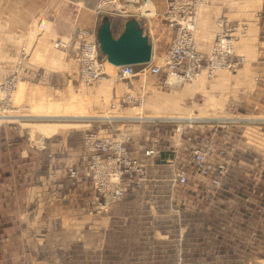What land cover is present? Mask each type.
<instances>
[{
  "label": "rangeland",
  "instance_id": "rangeland-1",
  "mask_svg": "<svg viewBox=\"0 0 264 264\" xmlns=\"http://www.w3.org/2000/svg\"><path fill=\"white\" fill-rule=\"evenodd\" d=\"M101 1L0 0V264H264V60H250L264 59V0H247L253 27L234 70L231 60L210 69L206 58L225 28L218 17L198 34L209 0L195 31L198 77L152 76L137 65L134 77L114 81L108 66L88 83L76 60L81 44L98 42L105 21L117 38L145 8L116 14ZM143 14L159 61L174 31L155 8ZM90 133L126 140L142 167L131 178L139 188L127 182L125 198L102 211L92 203ZM196 147L226 166L216 190L192 177L175 183ZM151 148L158 156H143Z\"/></svg>",
  "mask_w": 264,
  "mask_h": 264
},
{
  "label": "built area",
  "instance_id": "built-area-1",
  "mask_svg": "<svg viewBox=\"0 0 264 264\" xmlns=\"http://www.w3.org/2000/svg\"><path fill=\"white\" fill-rule=\"evenodd\" d=\"M148 0H102L99 8H114L110 12L116 14L123 13L124 8L128 6H137L140 10L141 5H145ZM150 1V0H149ZM119 4V7L116 4ZM209 3V0H165V9L162 13L163 20L168 27L174 31V36L161 58L157 61L154 54L151 61L146 64H139L142 67L143 74L159 76L163 72L172 73L180 79L192 80L200 75L201 60H204V54L200 52L195 38L198 13L202 6ZM140 11V15L143 16ZM222 27V22L219 24ZM86 37V36H85ZM237 37L231 28L224 30L217 36L210 54L206 57L210 60L212 69L221 61L226 62L227 69H235L244 64L246 60L243 56L235 55ZM76 60L79 63L80 78L88 83L99 82L107 75V67L116 70L113 80L123 81L135 76V66L123 65L112 66L106 57L99 51L98 42L95 38L84 41L77 53ZM85 146L91 154V165L88 168V176L92 178L94 184V196L92 203L96 204L99 210H106L112 204L125 198L128 190L131 189L127 182L133 184L132 189H138L135 186L137 181L131 179L133 175H139L142 167L140 162L131 156L126 150V140H119L110 137L97 138V135L90 133L85 138ZM159 154L156 148L144 151L146 158H155ZM211 151L205 147H196L188 150L183 157L187 163L177 168L175 183L180 187H185L190 183V178H197L208 183L207 187L216 190L220 186V180L226 172V166L223 163H211ZM99 169H104L103 177L99 176ZM97 173V174H96ZM129 175V180L125 177ZM135 186V187H134Z\"/></svg>",
  "mask_w": 264,
  "mask_h": 264
},
{
  "label": "crops",
  "instance_id": "crops-1",
  "mask_svg": "<svg viewBox=\"0 0 264 264\" xmlns=\"http://www.w3.org/2000/svg\"><path fill=\"white\" fill-rule=\"evenodd\" d=\"M155 5L154 8L156 10V17L160 18L159 20H163L162 13L164 9V1L163 0H151ZM247 7V0H212L210 6L206 7L204 10H202L199 18V25L198 28L199 35L205 34L207 31H204L205 29L210 30L211 25H214L215 21L218 19V17H223L225 19V28L229 29L231 28L233 30L234 35L237 37L236 44L239 45L238 53H240V56H247L246 50H244L243 45L244 42L248 39V31L249 28L253 27V23L249 21L250 12ZM254 16L259 17L258 13H253ZM136 19H134L137 23V27L139 30H141L142 34L147 37L148 43L152 47L153 54L155 55V50L157 52L162 49V46L157 40L155 39V34L153 33L152 27L149 25L151 23H148L150 26L148 29V26L146 24V16H138L134 15ZM259 26V22L257 23ZM124 30V29H123ZM122 30V32H123ZM216 30H219L218 28ZM150 31V34L147 32ZM121 32V33H122ZM120 33V34H121ZM154 37V38H153ZM198 37V35H197ZM200 39V38H199ZM201 41V39H200ZM207 44V43H206ZM208 46V45H206ZM239 56V55H237ZM250 60H264L260 59L259 57H253L250 58ZM175 154H165L161 153V157L164 160H171Z\"/></svg>",
  "mask_w": 264,
  "mask_h": 264
},
{
  "label": "water",
  "instance_id": "water-1",
  "mask_svg": "<svg viewBox=\"0 0 264 264\" xmlns=\"http://www.w3.org/2000/svg\"><path fill=\"white\" fill-rule=\"evenodd\" d=\"M97 38L102 54L112 66L139 65L151 61L152 47L135 20L128 21L117 38L112 35L109 22L105 21L100 25Z\"/></svg>",
  "mask_w": 264,
  "mask_h": 264
},
{
  "label": "bare ground",
  "instance_id": "bare-ground-1",
  "mask_svg": "<svg viewBox=\"0 0 264 264\" xmlns=\"http://www.w3.org/2000/svg\"><path fill=\"white\" fill-rule=\"evenodd\" d=\"M144 7L145 8H143V13H146L147 16H151V15L154 14V7H153L152 3L149 0L145 3V6ZM152 56H153V53H152ZM6 117H7L6 115L0 114V120L3 119V118H6Z\"/></svg>",
  "mask_w": 264,
  "mask_h": 264
}]
</instances>
